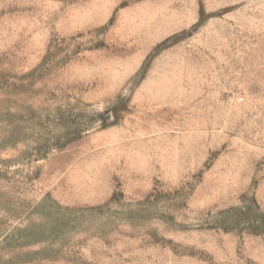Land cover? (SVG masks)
Returning <instances> with one entry per match:
<instances>
[{
    "label": "rangeland",
    "instance_id": "1",
    "mask_svg": "<svg viewBox=\"0 0 264 264\" xmlns=\"http://www.w3.org/2000/svg\"><path fill=\"white\" fill-rule=\"evenodd\" d=\"M0 264H264V0H0Z\"/></svg>",
    "mask_w": 264,
    "mask_h": 264
}]
</instances>
